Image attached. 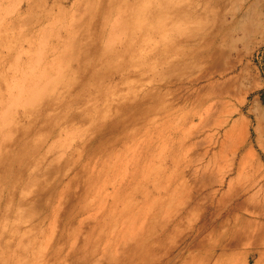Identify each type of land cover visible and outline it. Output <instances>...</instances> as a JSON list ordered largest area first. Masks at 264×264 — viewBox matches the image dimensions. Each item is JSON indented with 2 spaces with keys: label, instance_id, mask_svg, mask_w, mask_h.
I'll return each instance as SVG.
<instances>
[{
  "label": "rangeland",
  "instance_id": "374dc122",
  "mask_svg": "<svg viewBox=\"0 0 264 264\" xmlns=\"http://www.w3.org/2000/svg\"><path fill=\"white\" fill-rule=\"evenodd\" d=\"M187 3L0 0V264H264V0Z\"/></svg>",
  "mask_w": 264,
  "mask_h": 264
},
{
  "label": "bare ground",
  "instance_id": "6f19581e",
  "mask_svg": "<svg viewBox=\"0 0 264 264\" xmlns=\"http://www.w3.org/2000/svg\"><path fill=\"white\" fill-rule=\"evenodd\" d=\"M187 1L189 2V0H187ZM187 1H186L185 4H182V3L184 2V0H174V3H176V4H174V5H176V7L173 6V7H174V9H173L174 12H173V13L177 15L175 18L178 17V19H179V18H182V17H184V16L187 17V16L190 15V13H191L190 11H191V10H190V8L188 7V5L186 6V4H188ZM244 1H245V0H244ZM206 2H207V0H206ZM168 3H169V2H168ZM222 5H223V4H222ZM190 6H191V5H190ZM191 9H192V8H191ZM202 12H203V11H202ZM174 16H175V15H174ZM231 22H232V21H231ZM8 23H10V22H8ZM230 71H232V70H230ZM231 114H233V112H232ZM241 163H242V162H241ZM68 169H69V168H67V169L65 170L64 174L68 171ZM245 200H246V199H245ZM245 200H243V201H245ZM243 201H242V202H243ZM252 202H253V201H252ZM244 203H246V202H244ZM248 203H249V202H248ZM256 203H258V202H256ZM240 204H241V203H240ZM246 204H247V203H246ZM246 204H243V205H246ZM253 204H254V203H253ZM242 207H243V206H242ZM252 207H254V206H252ZM243 208H244V207H243ZM245 209H246V208H245ZM252 209H253V208H252ZM238 210H239V207H238ZM243 210H244V209H242V211H243ZM247 211H249V210H247ZM247 211H245V213H246ZM253 211H254V210H253ZM250 213H252V212H250ZM248 214H249V212H248ZM252 214H253V213H252ZM251 216H252V215H251ZM250 224H253V222L250 223ZM249 227H250V226H249ZM249 227H248V228H249ZM250 228H251V227H250ZM250 228L247 229V230H252V229H253V228H252V229H250ZM245 229H246V228H245ZM244 231H245V230H244ZM248 232H249V231H248ZM252 232H253V230H252ZM252 232H251V234H253V236H254L255 233H252ZM239 233H240V232H239ZM242 233H244V232H242ZM246 233H247V232H246ZM249 234H250V233H249ZM260 235H261V234H260ZM241 236H242V235H241ZM250 236H251V235H250ZM250 236L248 237V235H247V237H245V238H246V239H249V238L252 239L253 237L251 236V237H252V238H251ZM258 236H259V235H258ZM239 237H240V236H239V234H238V239H239ZM243 237H244V236H243ZM243 237H242V238H243ZM262 238H263V237H262ZM236 239H237V237H236ZM238 239H237V242H238ZM243 239H244V238H243ZM246 239H245V240H246ZM239 240H241V239H239ZM261 240H262V239H261ZM261 240H260V241H261ZM241 241H242V240H241ZM248 241H250V240H248ZM254 241H255V240H254ZM243 242H244V241H243ZM246 242H247V240H246ZM234 243H235V242H234ZM251 243H252V242L250 241V244H251ZM257 243H258V242H257ZM248 244H249V243H248ZM252 245H253V244H252ZM254 245H255V242H254ZM156 260H157V259H156Z\"/></svg>",
  "mask_w": 264,
  "mask_h": 264
}]
</instances>
